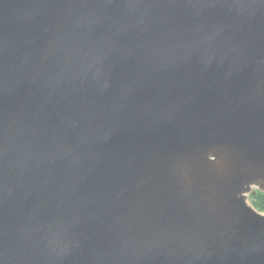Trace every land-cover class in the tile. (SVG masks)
<instances>
[{
    "label": "water",
    "instance_id": "water-1",
    "mask_svg": "<svg viewBox=\"0 0 264 264\" xmlns=\"http://www.w3.org/2000/svg\"><path fill=\"white\" fill-rule=\"evenodd\" d=\"M264 0H0V264H264Z\"/></svg>",
    "mask_w": 264,
    "mask_h": 264
},
{
    "label": "trees",
    "instance_id": "trees-1",
    "mask_svg": "<svg viewBox=\"0 0 264 264\" xmlns=\"http://www.w3.org/2000/svg\"><path fill=\"white\" fill-rule=\"evenodd\" d=\"M252 207L259 213H264V194L256 192L255 196L249 198Z\"/></svg>",
    "mask_w": 264,
    "mask_h": 264
},
{
    "label": "rangeland",
    "instance_id": "rangeland-1",
    "mask_svg": "<svg viewBox=\"0 0 264 264\" xmlns=\"http://www.w3.org/2000/svg\"><path fill=\"white\" fill-rule=\"evenodd\" d=\"M261 214H263V215H264V213H261Z\"/></svg>",
    "mask_w": 264,
    "mask_h": 264
}]
</instances>
